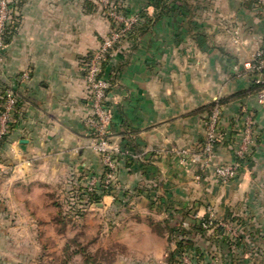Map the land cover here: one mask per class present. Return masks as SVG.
Returning <instances> with one entry per match:
<instances>
[{
  "label": "crops",
  "instance_id": "crops-1",
  "mask_svg": "<svg viewBox=\"0 0 264 264\" xmlns=\"http://www.w3.org/2000/svg\"><path fill=\"white\" fill-rule=\"evenodd\" d=\"M15 3L18 27L0 61V93L12 89L20 106L0 147V222L50 223L58 207L50 196L60 184L71 173L101 174L105 168L85 125L90 110L83 63L111 24L90 0ZM126 3L154 19L137 40H126L112 61L117 76L111 132L132 155L122 170L130 203L126 216L153 200L159 221L186 212L205 216L214 208L217 218L232 214L248 223L241 211L252 213L264 192V104L256 95L233 96L251 89L245 64L264 51V14L252 0ZM232 97L222 113L223 129L230 130L242 107L253 110L262 141L252 162L224 183L215 167L235 161L226 139L210 167L195 158L205 138L207 107ZM183 150L189 152L185 158ZM111 202L104 198L105 207ZM4 231L0 236H7ZM38 233L44 235V229Z\"/></svg>",
  "mask_w": 264,
  "mask_h": 264
},
{
  "label": "rangeland",
  "instance_id": "rangeland-1",
  "mask_svg": "<svg viewBox=\"0 0 264 264\" xmlns=\"http://www.w3.org/2000/svg\"><path fill=\"white\" fill-rule=\"evenodd\" d=\"M90 1L95 7H98L100 14L111 24L110 33L101 40L99 45L101 47L103 42H106L113 34L122 35L123 31L122 29L118 30L112 24V19L115 18L113 14H118V12L110 0ZM109 2L112 8L105 11V5ZM257 2L260 4L259 1ZM257 9L260 11L261 7H257ZM117 17L119 21H122L119 14ZM125 42L122 40L118 48H122ZM99 47L91 53H95ZM114 86L116 87V83ZM115 87L110 93L111 103ZM258 130L260 131L259 126ZM121 138L120 135H117L112 138V143L121 148L122 152L123 150L126 152L127 148H123L125 141ZM184 152L189 154L188 151L183 150L180 151V155ZM125 156L126 159L132 157L130 152L121 156L122 161H120L114 181L117 198L113 195H104L101 203L89 206L83 216L77 217L76 214L72 217H70L71 215L66 216L67 209L71 207L68 204V198L77 186L75 180L83 174L78 172L71 173L60 184L54 195L50 196L51 202L55 201L57 204L59 202L64 205L63 210L59 205L52 209L50 215L52 222L12 221L11 218L2 220L0 230L5 229L4 232L7 236H0V264H66L65 262L82 264L87 255L90 256L92 264H170L169 255L177 249V240L171 237V233L162 223L163 221H159L155 217V211L151 210L154 201L148 200L145 207V209L148 208L146 213L141 212L145 210L144 208L137 207L133 213L126 216V210L130 209V203L126 204V187L122 184L124 182L122 170L126 167ZM249 164L245 163L243 167ZM198 178H201L200 175L197 176ZM106 196L112 197V202L105 207L103 202ZM258 196L259 201L255 206H252V213L246 209L241 211L242 217L249 218L246 241L252 244V252H254L253 256L250 253L241 255L244 264H247L249 258L252 259L250 264H264V192ZM155 206L154 208H156ZM102 210L104 211L102 212ZM209 211L208 215L217 218L214 208ZM197 216L200 214L198 213ZM63 217L67 221H63ZM219 219L222 221L221 225L225 229V235L237 237L245 232L246 227H240L234 222H227L223 217ZM173 223L175 224V222ZM40 229H44V235L40 236L38 233ZM212 233L213 231H210L209 234ZM196 241L203 246L206 258L213 259L212 264H221L218 245L213 243L214 241L208 240V237H198ZM203 262L206 263V261ZM178 264H192V261L189 256H185Z\"/></svg>",
  "mask_w": 264,
  "mask_h": 264
},
{
  "label": "built area",
  "instance_id": "built-area-1",
  "mask_svg": "<svg viewBox=\"0 0 264 264\" xmlns=\"http://www.w3.org/2000/svg\"><path fill=\"white\" fill-rule=\"evenodd\" d=\"M262 5L261 11L264 13V0H257ZM15 0H0V61L4 56L7 48L5 42V34L8 27H18L19 17L18 9ZM109 4V3H108ZM107 4V5H108ZM119 14V13H118ZM115 20L119 23H124L125 27L122 29L123 33L113 34L95 53H91L83 63V71L86 80V101L89 107V114L85 119V125L88 134L92 140V146L95 151L102 157L105 168L109 172L105 175L103 182L108 185L115 181L116 172L119 169L120 161L114 159V157H121L123 154H128V151L122 152L121 148L112 143L111 126L114 121L115 109L111 103L110 90L115 86H112L110 80L100 76L102 71V63L106 60V55L112 50L115 44H119L123 35L130 30L134 23L137 22V16L132 18H125L119 14L122 21H119L117 15ZM125 32V33H124ZM114 54L111 53V56ZM248 70L257 71L256 82L264 84V51H256L250 62L245 64ZM28 78V75H25ZM112 91V90H111ZM5 98V105L0 112V137L8 133L9 126L14 122V112L18 103L15 92L12 89H7ZM260 104H264V89L258 96ZM222 111L221 108L216 107L210 117L205 121V143L202 145L201 154L197 156V160L203 162L205 168L214 164L215 159V143L221 142L223 139V123H222ZM237 134L235 137L238 139L237 147H234L235 155L239 158H243L247 154L252 153L253 147L257 145V137L259 135L257 119L252 112H246L244 114L241 123H237ZM233 148V146H232ZM188 153L184 152L181 157L185 158ZM244 164L235 160L231 164L219 165L215 167L217 177L224 183L236 179L239 175L240 169ZM88 176L84 182L89 191H93L94 187L101 182V177L96 173L87 172ZM74 192L71 193L68 201L70 205L75 204ZM214 218L215 216H210Z\"/></svg>",
  "mask_w": 264,
  "mask_h": 264
},
{
  "label": "trees",
  "instance_id": "trees-1",
  "mask_svg": "<svg viewBox=\"0 0 264 264\" xmlns=\"http://www.w3.org/2000/svg\"><path fill=\"white\" fill-rule=\"evenodd\" d=\"M110 2L115 5L116 7L115 9L123 17L130 18L131 16H134V15L137 16V22L134 23L133 26L130 28V30H128L123 35L122 40L124 41L137 40L140 33H142L148 27V25L152 23V21L154 20L153 18L149 16L147 11L145 10L142 9V10L137 11V10L130 8L128 5H126L125 0H110ZM110 2L108 5H105V11L112 8V6L110 5L111 4ZM162 2L163 0H152L151 5L153 7H160V6H163ZM252 2L254 3L256 7L258 8L261 7V5L258 4L257 0H252ZM11 5L16 6V4H11ZM261 13L263 12L261 11ZM16 18H19V17H15V19ZM112 24L118 30H121L125 27L124 23H119L115 19H112ZM15 32H16L15 26L7 28L6 34H5V42L7 45ZM118 45L119 44H115L114 48L108 52V54L106 55V60L102 63V66H101L102 71L100 73V76H103L109 79L112 86H114L116 83L117 69H115L114 66H112V63H113L112 61L114 59V56L113 55L111 56V53L114 55L117 54V51L119 49ZM246 73L249 75L251 79V83H252L251 89L247 93H240V94L234 95L233 97L235 99L243 100L249 97L250 95H256L258 97L261 91L264 89V84H259L256 82L257 76L259 74L257 71L249 70ZM111 90H113V88ZM5 94H6V89L0 93V112L3 110L4 105H5V98H4ZM16 97L18 99V103L15 108L13 120L17 119L19 106H20V101H19V97L17 96V94H16ZM233 97L220 99L218 101H215L211 105H209L207 107V114H208L207 118L210 117V115L212 114L213 110L216 107L221 108V111L223 113L225 106L233 99ZM246 112H252L255 118H257L256 111L245 109L242 107L239 114L231 120L230 130L228 131L229 133L226 132L225 129L222 130L223 139L221 142L215 143L216 149L226 139V143L233 146V152L235 154L234 147H237L238 145V139L237 137H235L237 134L236 126H237V123L242 122L244 114ZM13 128H14V122L9 126L8 133L0 137V147L8 140V136L11 134ZM261 141H262V134L259 131V135L257 137L256 142L258 144ZM204 143H205V138L202 140V145ZM123 145H124L123 148H126L125 142ZM255 150L256 148L253 147L252 153L247 154L243 158H239L235 155V160L239 161L242 164L251 163L255 155ZM114 159H117V161H122V157H114ZM124 159H125V165H126V156L124 157ZM108 172L109 170L107 168H104L103 172L101 174H98L101 177V182L99 183V185L94 187L93 191H89L87 186L84 185L86 176L88 174L87 172H86L87 174L83 173L81 176H79L75 180V183L77 186L72 191L74 192L73 196L75 197V204L70 205L68 201V204L71 207L70 209H67L68 214H66V216L71 215L70 217H72V215L74 214H76L75 216L77 217L83 216L84 212L88 209L89 206H91L92 204L101 203L103 196L106 194L113 195L115 198H117L116 197V186H114L115 182L108 184V185H106L103 182L105 175ZM152 204H154L152 206L154 208L155 202H152ZM58 205L63 210V207H64L63 203L60 204L58 202ZM169 210L170 208L168 207L167 211ZM195 216H197V213L193 214L191 212H186L179 216L180 219L176 218L175 215H172L169 217V219H166L162 222L163 224L166 225L167 229L171 233V237L177 240V249L174 252H171L169 255L170 264L181 263L183 257L185 256L190 257L192 264H212L211 262L213 261V259L211 260L210 258H206L205 256L206 252L203 246L199 245V243L196 241L198 237H205V238L208 237V240H212L214 241L213 243L218 245L217 247L219 249V254L221 256V264H244V260L242 259L243 257H241V255H243L244 253L245 255H248V253H250L253 256L254 252H252L253 251L252 244L247 243L246 241V236H247L246 234L248 233V230H247L248 223L243 218H241L240 216H234L232 214H230L229 216L225 218L227 222H234L236 223V225L240 227L242 226L244 228L246 227L244 233H241L237 237H234L231 235H225L226 233H225V229L221 225L222 224L221 219L211 218L208 215H205L202 217H199V216L195 217ZM187 218L190 220L189 223H186ZM62 220L67 221V219H65L64 217ZM172 222H175V224L174 223L172 224ZM210 231H213V233L209 234ZM251 260L252 259L249 258L247 260V264H250ZM203 261H206V263ZM65 263L68 264L67 262ZM82 264H92L91 258L89 255L85 257Z\"/></svg>",
  "mask_w": 264,
  "mask_h": 264
}]
</instances>
